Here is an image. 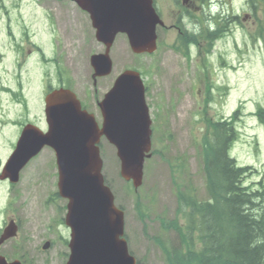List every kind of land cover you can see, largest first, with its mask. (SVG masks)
<instances>
[{
  "label": "rangeland",
  "instance_id": "obj_1",
  "mask_svg": "<svg viewBox=\"0 0 264 264\" xmlns=\"http://www.w3.org/2000/svg\"><path fill=\"white\" fill-rule=\"evenodd\" d=\"M156 1L166 24L158 30L157 52L136 56L127 37L119 35L111 50L113 72L97 79L96 85L102 95L124 70L136 69L145 77L153 149L139 190L130 192L129 184L120 177L115 148L106 139L100 145L103 174L117 205L124 208L129 248L140 264H167L161 246L153 240L156 236L172 247L181 245L175 230L162 227L163 220L176 218L184 225L179 189H194L200 201L209 198L200 156L207 118H229L241 108L240 136L231 156L241 166L253 167L247 183L264 182V125L254 115L264 107V36L260 31L264 0H213L210 6L193 0L191 11L205 27L222 24L228 30L210 52L205 44L202 55L193 49L191 58L175 47L181 7L174 0ZM83 13L75 0H0V174L23 126L45 127L43 99L47 78L54 79L59 68L54 62L67 70L74 83H80L76 87L80 94L84 89L89 98L96 93L90 58L105 47L87 29ZM208 85L212 86V99L206 104ZM97 112L101 125L100 110ZM57 193L58 168L50 148L27 165L15 185L0 179V232L12 219L20 225L18 236L5 243L0 254L24 264H67V203ZM141 210L145 213L142 219ZM47 241L51 245L44 249Z\"/></svg>",
  "mask_w": 264,
  "mask_h": 264
},
{
  "label": "water",
  "instance_id": "obj_2",
  "mask_svg": "<svg viewBox=\"0 0 264 264\" xmlns=\"http://www.w3.org/2000/svg\"><path fill=\"white\" fill-rule=\"evenodd\" d=\"M96 28V37L106 46L94 54V78L113 70L111 48L118 34H126L136 54H153L158 48V26H164L154 0H77ZM47 131L28 124L3 168L0 179L15 184L29 162L45 147L56 154L59 195L67 200L66 225L71 230L67 264H137L125 238V212L103 174L100 142L105 137L117 150L120 175L134 189L143 184L146 159L152 156V119L146 102V88L136 70L124 71L99 106L102 126L95 115L82 109L76 95L67 89L46 97ZM17 235L12 222L0 238V245ZM49 244L45 245V249ZM0 264L8 262L0 256Z\"/></svg>",
  "mask_w": 264,
  "mask_h": 264
},
{
  "label": "trees",
  "instance_id": "obj_3",
  "mask_svg": "<svg viewBox=\"0 0 264 264\" xmlns=\"http://www.w3.org/2000/svg\"><path fill=\"white\" fill-rule=\"evenodd\" d=\"M253 6L256 11L254 3ZM212 29L201 26L198 35H180L176 49L189 57L190 44L196 43L201 50L207 44L206 52H210L228 30L222 24ZM260 31L264 36V25ZM211 88L208 85L206 104L212 99ZM255 116L264 125V107ZM240 119V107L229 118H207V135L201 143L200 156L209 198L200 201L194 189L178 190L184 225L176 218L163 220L162 227L175 230L181 245L172 247L160 236L153 238L161 246L167 264H264V182L247 183L253 167L241 166L231 156L240 136ZM132 189L129 184L128 190ZM137 207L141 209L139 202ZM143 213H139L141 219L145 217Z\"/></svg>",
  "mask_w": 264,
  "mask_h": 264
},
{
  "label": "flooded vegetation",
  "instance_id": "obj_4",
  "mask_svg": "<svg viewBox=\"0 0 264 264\" xmlns=\"http://www.w3.org/2000/svg\"><path fill=\"white\" fill-rule=\"evenodd\" d=\"M201 1H203L204 2V0H201ZM177 2V1H176ZM193 2V1H192ZM195 2H197V0L195 1ZM202 2V3H203ZM192 5H193V3H192ZM192 5H191V3L189 4V6L190 7H192ZM84 15H85V20L87 21V29H89V28H91L92 30H93V32L94 33H96V31H95V29H94V26H93V23H92V21H91V17H90V15H89V13H83ZM179 14V17L180 18H185L186 16H185V13H178ZM179 24H181V20H179ZM180 28H183V25H178L177 23H176V29H180ZM180 32H182V31H180ZM179 32V33H180ZM35 47V46H34ZM37 50H40V48L39 47H35ZM54 64L55 65H58L57 63H55L54 62ZM55 78L54 79H50L49 77L47 78V80H46V84H47V86L46 87H50L49 86V84H48V79L50 80V81H54V85H57L58 86V88H67V89H74L75 91V93L77 94V96H78V98L80 99V101H81V104H82V108L84 109V110H87V111H89V112H91V113H94L95 114V117H96V119H97V114H98V112L96 113V111L99 109L100 110V107H99V102H100V100H101V97H103L102 95H100V93H99V91H96V93H98V94H96V93H94L92 96H91V98H89V94H88V92L84 89V91H83V93L82 94H80L77 90H76V87L78 86H80V83L79 82H76L75 81V83L73 82V79L71 78V75L69 74V73H66V70H62V71H58L57 70V72H56V74H55ZM92 79H93V84H94V86H96L97 85V79H94L93 78V74H92ZM100 115H101V117H102V113H101V110H100ZM102 119H103V117H102ZM97 121L99 122V120L97 119ZM13 220V219H12ZM12 220H10L9 222H11ZM8 222V223H9ZM7 223V224H8ZM49 243H50V245H51V242L50 241H48Z\"/></svg>",
  "mask_w": 264,
  "mask_h": 264
},
{
  "label": "clouds",
  "instance_id": "obj_5",
  "mask_svg": "<svg viewBox=\"0 0 264 264\" xmlns=\"http://www.w3.org/2000/svg\"><path fill=\"white\" fill-rule=\"evenodd\" d=\"M213 11H215V7L213 8Z\"/></svg>",
  "mask_w": 264,
  "mask_h": 264
}]
</instances>
